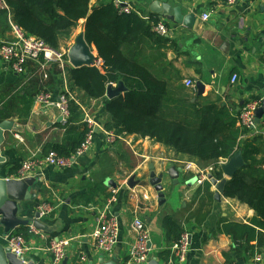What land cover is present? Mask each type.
Listing matches in <instances>:
<instances>
[{
	"label": "crops",
	"instance_id": "0c3cea01",
	"mask_svg": "<svg viewBox=\"0 0 264 264\" xmlns=\"http://www.w3.org/2000/svg\"><path fill=\"white\" fill-rule=\"evenodd\" d=\"M110 1L113 0H91V4ZM114 2L136 11L147 22L157 17L156 24L160 21L167 24L166 34L155 30L164 38L156 40L145 36L138 43V50L146 65L169 80L171 106H176L179 98H189L198 105L206 99L241 111L247 99L262 101L264 98V0H239L233 4L226 0ZM165 3L181 7L185 14L194 12L203 27L202 33L162 15ZM204 14L208 17L203 18ZM11 21L6 9L0 10V42L14 38ZM84 25L85 20H81L71 37L63 41L61 49L70 50L76 38L84 34ZM89 45L96 55L92 64H97V49ZM41 61H29L26 72L19 74L0 55V120L16 121L14 129L6 132L2 146L5 161L0 164V174L17 178L21 161L34 152L44 156L49 147L56 144L72 145V140L68 139L67 120L63 119L60 109L35 104L34 97L40 90L47 89L59 96L70 89L82 106V121L87 123V114L97 121V126L89 149L71 165L64 168L46 165L30 174L37 179L30 186L32 197L20 203L19 216L34 221L42 201L52 202L55 209L40 218L44 226L41 229L43 238L29 234L27 239L32 248L27 259L36 264H62L64 259L54 263L52 254L46 249L47 243L58 237L70 241L65 256L68 264H121L128 257L134 238L131 222L139 216L147 222L150 231L152 256H158L162 264L167 258L164 253L170 241L164 222L167 216H174L185 222L191 235L188 264L192 259H197L198 264H264V242L261 246L257 242L245 243L221 229L223 221L250 222L256 214L255 209L237 198L225 196L224 191L218 199L217 186L210 178L201 184L197 181L200 170L218 181L228 180L223 169V176L216 177L217 165L221 167L227 159L204 161L140 133L126 134L108 142L105 124L110 115L106 102L112 97L106 92L104 98H92L83 89L74 86L71 89L69 71L75 67L70 61L63 64L52 61L44 69ZM102 64L97 65L101 67ZM235 74L238 79L232 82ZM187 80L193 81V85L188 86ZM119 82H111L107 88L109 85L118 87ZM197 82L204 85L202 93H199ZM166 112L187 120L197 119L194 110L186 106L167 108ZM262 120L249 133L259 137L255 157L260 161H264ZM77 126L78 130L84 129V125ZM188 163H192L193 168L187 169ZM261 167L263 170L264 163ZM180 168L183 170L179 171ZM153 171L163 173V198L151 184ZM112 187H120L118 201L113 206L120 234L112 251L105 253L96 248L92 232L97 226L98 210ZM5 234L0 224L3 244Z\"/></svg>",
	"mask_w": 264,
	"mask_h": 264
},
{
	"label": "trees",
	"instance_id": "16d2710c",
	"mask_svg": "<svg viewBox=\"0 0 264 264\" xmlns=\"http://www.w3.org/2000/svg\"><path fill=\"white\" fill-rule=\"evenodd\" d=\"M5 1L6 12L14 23L56 49H60L78 23L85 20V39L95 46L103 64L101 67L97 64L72 67L69 71L71 89L77 87L92 98H104L109 83L123 81L127 86L123 93L106 102L110 115L105 124L107 130L122 136L130 133L150 136L204 161L229 159L241 149L246 165L227 180L224 194L249 204L256 214L248 223L223 221L221 229L235 239L257 242L261 246L264 242V169L261 167L264 161L255 157L259 137H252L251 128L238 124L240 110H231L219 101L205 99L198 105L189 98H179L178 104L171 106L169 80L146 65L138 50V43L145 36L156 40L164 38L154 29L157 17L147 22L134 10L120 11L114 0L94 6L91 0ZM184 106L192 108L197 119L187 120L166 112L167 108ZM69 109L66 122L72 145L56 144L48 149L62 156L75 152L88 132V124L82 121L81 104L71 99ZM77 125H84V129H76ZM222 176V168L217 165L216 177ZM184 223L174 216L165 218L170 240L167 247L179 239ZM17 230L26 238L31 234L26 225ZM168 254L166 249L164 255Z\"/></svg>",
	"mask_w": 264,
	"mask_h": 264
},
{
	"label": "built area",
	"instance_id": "2783aa9c",
	"mask_svg": "<svg viewBox=\"0 0 264 264\" xmlns=\"http://www.w3.org/2000/svg\"><path fill=\"white\" fill-rule=\"evenodd\" d=\"M239 0H226L228 4L236 3ZM116 6L122 12H130L129 7H120L118 3ZM8 9V4L5 0H0V10ZM208 14H204L203 18H207ZM11 29L15 36L12 40L0 42V55L9 67L19 73L26 72L27 63L31 60H40L41 67L46 68L47 64L52 61H57L61 64L69 60V49H56L49 45L44 39L28 33L21 26L11 21ZM155 30L160 34H166L169 30L167 24L160 21L155 25ZM96 62V61H95ZM97 64H102L100 59ZM237 75H233L232 82H236ZM188 86L193 85V81L187 80L185 82ZM74 99L77 101L76 95L70 90H65L59 96L47 89L40 90L34 97V102L43 108L56 106L60 109L63 119L67 120L70 116L69 101ZM78 102V101H77ZM261 100L249 98L243 104L239 114V124L243 127L254 128L256 125V109L261 105ZM85 121L88 124V132L82 144L70 156H62L55 150H50L44 156H39L34 152L32 155L23 159L20 163L19 170L15 177L25 178L30 176L32 171L42 168L46 165H52L57 168H64L71 165L72 162L79 156H82L89 149L92 141L94 130L97 126V121L86 114ZM122 135H116L113 131H107V141L114 142L117 138H122ZM187 169L193 168L192 163L186 165ZM198 183H203L209 177L200 170ZM120 187H112L110 195L98 210L97 226L92 232L95 240L96 248L109 253L112 251L119 239V223L118 219L113 213L114 203L118 201V194ZM55 209V205L49 201H42L38 206L40 218L51 214ZM29 231L44 237V233L40 228H37L33 223L28 225ZM131 229L134 233V238L130 243L128 257L121 264H148L152 256L151 235L147 222L137 216L131 222ZM4 244L17 256L26 257L31 250L29 240L18 232L17 228L9 231L3 236ZM70 245L68 239L55 238L47 243L46 249L52 254L53 262L60 263L67 255V248ZM169 254L162 264H188L189 255L191 252V235L187 227L179 239L174 241L170 246L166 247ZM82 261H85V256H82Z\"/></svg>",
	"mask_w": 264,
	"mask_h": 264
},
{
	"label": "water",
	"instance_id": "95a60500",
	"mask_svg": "<svg viewBox=\"0 0 264 264\" xmlns=\"http://www.w3.org/2000/svg\"><path fill=\"white\" fill-rule=\"evenodd\" d=\"M162 15L173 18V20L178 24L186 25L187 27L193 29L197 33H202L203 27L197 22L196 15L194 12H189L187 14L183 13L182 8L177 6L173 7L168 3L164 4L161 11ZM96 55L93 53L89 43L85 40L84 34H80L76 38L75 44L69 50V59L74 67H82L85 65H90L94 62ZM197 87L199 93L203 92L204 85L201 82H197ZM125 86L120 81L118 87H112L111 85L107 88V94L110 97L118 95L122 90H125ZM243 104V101L241 102ZM255 122L260 123L262 117L264 116V98L262 99L261 105L256 109ZM16 126V121L13 119H3L0 120V164L5 161V156L3 155V143L6 140V132L11 131ZM246 165L243 153L241 149H238L236 153L224 161L221 165L224 174L231 178L234 176L241 168ZM153 168V166H152ZM180 168L179 171H182ZM163 173L156 174L155 171L151 173V184L159 192L161 198L164 197L163 185L161 184ZM209 178L213 183L216 184L218 192L217 198H220V194L225 189V184L227 182L226 178L217 180L213 178L210 174ZM36 177L28 176L25 178H7L0 174V224L4 227V231L8 233L9 231L19 228L21 226H28L33 223L37 228L44 229L43 224L40 221V215L37 211L35 214L36 219L34 221H29L23 219L19 216L20 203L26 199L32 197L30 191V186L36 181ZM177 183V182H176ZM197 257L199 255L197 254ZM0 264H36L35 261L29 260L23 256H17L14 254L10 248L0 242ZM62 264H68V258H64ZM104 264V263H103ZM112 264H117L114 262ZM148 264H161L158 256L154 255L150 258ZM190 264H198L197 259H192Z\"/></svg>",
	"mask_w": 264,
	"mask_h": 264
},
{
	"label": "rangeland",
	"instance_id": "374dc122",
	"mask_svg": "<svg viewBox=\"0 0 264 264\" xmlns=\"http://www.w3.org/2000/svg\"><path fill=\"white\" fill-rule=\"evenodd\" d=\"M78 29H79V27H78ZM78 29H77V30H78Z\"/></svg>",
	"mask_w": 264,
	"mask_h": 264
},
{
	"label": "bare ground",
	"instance_id": "6f19581e",
	"mask_svg": "<svg viewBox=\"0 0 264 264\" xmlns=\"http://www.w3.org/2000/svg\"><path fill=\"white\" fill-rule=\"evenodd\" d=\"M152 257V256H151Z\"/></svg>",
	"mask_w": 264,
	"mask_h": 264
}]
</instances>
